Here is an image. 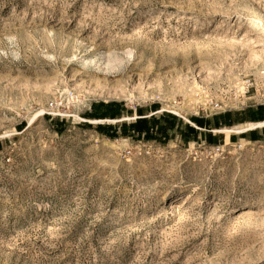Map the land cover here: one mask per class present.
Segmentation results:
<instances>
[{"label":"rangeland","instance_id":"374dc122","mask_svg":"<svg viewBox=\"0 0 264 264\" xmlns=\"http://www.w3.org/2000/svg\"><path fill=\"white\" fill-rule=\"evenodd\" d=\"M263 104L264 0H0V264H264Z\"/></svg>","mask_w":264,"mask_h":264},{"label":"built area","instance_id":"2783aa9c","mask_svg":"<svg viewBox=\"0 0 264 264\" xmlns=\"http://www.w3.org/2000/svg\"><path fill=\"white\" fill-rule=\"evenodd\" d=\"M257 106L264 107V104L263 105H257ZM50 110L53 111V112L55 110H57L56 109V105L55 104H51L50 105ZM201 112L203 114H206V115H204L203 117H200V118L208 119L209 117H216V116L224 115V114H226V113H228L230 111L228 109H225V107H224V105L222 103L211 100L209 105L208 104H204L203 108L201 109ZM183 120H185L186 122L190 123V121L186 120L185 118H183ZM223 148L224 147L221 146V145H215V146L209 147V150H210V152L212 154H217V153H221L223 151Z\"/></svg>","mask_w":264,"mask_h":264},{"label":"crops","instance_id":"0c3cea01","mask_svg":"<svg viewBox=\"0 0 264 264\" xmlns=\"http://www.w3.org/2000/svg\"><path fill=\"white\" fill-rule=\"evenodd\" d=\"M256 107H259V106H255ZM252 108V107H251ZM254 108V107H253ZM246 122H244L245 124H241L240 126L236 127V128H233L231 129L232 131L234 132H230V133H227V134H236V135H246V134H249L250 132L252 131H256L258 129H261V128H264V123H252V122H248L246 119H245ZM188 123V122H187ZM190 124L191 126L197 128L196 125H194L193 123H188ZM263 125V126H262ZM249 126V131L247 132H244L242 131L245 127H248ZM254 127V128H253ZM257 127V128H256ZM260 127V128H259ZM225 131H230V130H222V131H218L220 133H226Z\"/></svg>","mask_w":264,"mask_h":264},{"label":"bare ground","instance_id":"6f19581e","mask_svg":"<svg viewBox=\"0 0 264 264\" xmlns=\"http://www.w3.org/2000/svg\"><path fill=\"white\" fill-rule=\"evenodd\" d=\"M263 126V125H262ZM254 128V127H253ZM257 128V127H256ZM260 128V127H259ZM242 131H244V132H247V131H249V126L248 127H245ZM226 132V134L227 133H230V132H234V131H232V130H230V131H225Z\"/></svg>","mask_w":264,"mask_h":264},{"label":"trees","instance_id":"16d2710c","mask_svg":"<svg viewBox=\"0 0 264 264\" xmlns=\"http://www.w3.org/2000/svg\"><path fill=\"white\" fill-rule=\"evenodd\" d=\"M260 108H264V107H260ZM195 120H198V119L193 118V119H192V122L195 123V122H194ZM140 124H141V123H138V126H139Z\"/></svg>","mask_w":264,"mask_h":264}]
</instances>
